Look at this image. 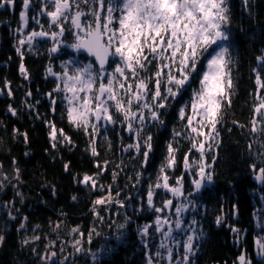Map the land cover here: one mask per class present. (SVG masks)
Here are the masks:
<instances>
[{"label": "trees", "instance_id": "16d2710c", "mask_svg": "<svg viewBox=\"0 0 264 264\" xmlns=\"http://www.w3.org/2000/svg\"><path fill=\"white\" fill-rule=\"evenodd\" d=\"M238 4L241 13L230 14L228 25L233 61L231 104L226 103L222 110L223 119L217 124L215 140L204 141V137H197V143L205 142L202 162L210 165L206 171L211 172L213 180L194 192L192 181L199 179L198 163L194 162H200L201 157L196 149L189 152L192 142L184 137L190 133V128L185 127L187 119H180L179 108L190 101L193 89L200 87L199 81L192 82L182 96L169 100V106L159 110L163 124L147 123L149 112L143 110L147 127L139 137L142 151L143 140L152 136V150L144 163L142 151L138 154L135 149L127 148L137 142V137L126 130V123L119 122L122 119L119 114H116L115 124L91 118V123H98L96 132L91 127L85 132L69 122L67 95L54 92L56 83L53 74L48 72L49 64L54 61L56 71L73 73L76 66H82L79 62L90 60L82 53L81 61L74 59V63H69L71 56L65 55L61 46L59 51L51 53L49 49L55 42L50 35L36 37L31 47L21 46L20 39L26 40L31 32H38L39 21L48 33L56 32V27L48 25L47 11L52 9L48 4L44 8L42 0H31L26 23L20 16L21 11L26 10L23 0H15L13 28L10 30L7 22L0 23V237H3L0 264H146L162 239L161 233L155 231L156 218L174 219L177 201L188 206L183 214V225L187 227L194 219L197 232L202 233L194 240L191 264L236 263L242 246L237 243L241 235L235 234L233 227L239 232L245 231L240 242L244 239L247 251L253 250L255 234L264 233V228H256L254 217L256 214L264 217V182L255 179L258 169L264 167L257 159L264 153V133L252 130L253 121L257 129L264 128V118L254 111V106L259 104L257 97L264 96V89L257 91L253 71L261 70L258 57L264 56V0H249L247 5L239 0ZM11 9L10 4L0 2V22L10 19ZM65 34L67 37L69 32ZM66 37L64 41L72 40ZM17 47L21 48L20 53ZM60 62L65 64L58 66ZM21 64L27 76L21 73ZM91 64L98 68L93 61ZM199 67L201 72L205 70L203 64ZM150 71L155 68L150 66ZM261 75L264 78V71ZM95 87L98 84L94 91ZM9 90L12 95H8ZM10 107L15 109V114ZM135 107L133 105V109ZM185 111L186 115L192 114L190 107ZM198 120L199 117H195L192 126H198ZM50 122L58 130L63 129L71 142H60L53 148ZM202 131L207 133L209 128ZM174 132L181 135L174 139ZM58 138L63 140L59 135ZM92 142L97 156L91 153ZM169 142L178 150L175 166L166 168L165 173L170 187L177 186V179L183 178L185 194L180 197L154 187L160 167L166 163ZM209 143L211 149L207 147ZM186 153L193 165L190 169L184 168ZM65 164L70 166L68 170ZM253 164L257 166L255 170L251 167ZM114 173L117 174L115 179ZM85 174L97 179L98 185L105 188L93 189L80 183ZM109 185L114 200L122 201L124 206L113 202L94 207L96 199L107 196ZM149 185H153L154 207L147 204ZM117 191L119 197L115 195ZM167 200H172L171 207H165ZM155 208L163 211L157 212ZM127 218L130 219L126 227L119 229ZM217 218L221 219L220 224ZM259 223L264 226V222ZM145 225H149V232L142 237L139 230ZM161 225L162 231L168 227L174 230V225L164 226L163 222ZM76 228L78 231H73ZM121 233L123 235L117 239ZM174 233L180 243L172 241L168 246L173 249V256H183L185 234L183 230ZM77 248L82 250L77 252ZM53 252L56 256L47 259ZM93 253L96 259L92 258ZM156 259L154 257V263ZM160 264H165V259H160Z\"/></svg>", "mask_w": 264, "mask_h": 264}, {"label": "snow or ice", "instance_id": "6c2138e0", "mask_svg": "<svg viewBox=\"0 0 264 264\" xmlns=\"http://www.w3.org/2000/svg\"><path fill=\"white\" fill-rule=\"evenodd\" d=\"M11 4L13 0H5ZM55 10L49 11L47 15L51 17L53 24L59 25V32L33 31L27 39H20L21 46L27 44L32 46L36 37L51 36L55 45L49 49L51 53L59 51L61 41L58 36H64L67 30L74 37L75 43L70 47L85 50L90 56L95 57L99 67L94 68L93 64H84L76 66L74 74L69 75L67 71L63 73V89L58 84L54 92L65 91L71 93L65 97L69 102L67 108L68 120L77 128H83L85 132L91 127L93 132L98 130V123H91V118L95 121H105L107 124L117 123V115L122 116L119 120L121 124L126 123V130L135 133L137 142L127 145L128 149H135L139 154L142 151V145L139 137L147 127V123L156 122L163 124L160 116V109L168 107V101L177 100L182 96L184 90L191 87V83L198 80L200 87L193 89L192 97L184 106L179 108L180 119H187L186 128H190V133L185 136L192 142V149L200 153L201 161L198 163L199 179L192 181L194 192H199L205 182H211L213 176L207 172L206 168L210 165L204 164L205 142L197 143V137H204V141L215 140L218 136L216 132L217 124L223 119L222 110L225 104H231V92L233 88L232 68L233 63L230 55V46L227 43L230 40V9L228 0H50ZM245 5L249 0H244ZM81 4L88 5V11L81 8ZM24 8L29 7V0H23ZM97 5L98 8H93ZM114 13H119L114 15ZM21 19L25 21V12L20 13ZM89 17H91L89 19ZM61 18L70 21L69 27L61 23ZM83 18V19H82ZM116 25L115 27L113 25ZM75 29L76 31H72ZM19 31V29H18ZM16 51L21 52L17 47ZM110 57L119 59L112 72L108 73L105 66L110 64ZM261 61V70L256 72L255 83L258 86L257 91L264 89V78L261 72L264 71V56L258 57ZM115 62V61H112ZM69 63H74L70 61ZM203 64L205 70L200 71V65ZM150 66L155 71H150ZM20 71L27 76V70L23 64L20 65ZM52 73V69H48ZM144 73V75H141ZM57 75L56 73H52ZM132 82H129V81ZM106 81V83L104 82ZM98 84V87L94 86ZM151 85V86H150ZM163 88V91L161 90ZM80 93H85L81 96ZM92 93V95H87ZM8 95H12L9 90ZM31 95V93H28ZM51 95V94H49ZM259 104L254 106V111L264 118V96H258ZM151 101L152 103H149ZM159 101V103H157ZM55 103V101H53ZM133 105H136L133 109ZM191 110V115H186V108ZM114 111H112V110ZM147 109L149 116L144 115L143 110ZM10 111L15 114V109L10 107ZM195 117H199L198 126H192ZM256 121H253V131L264 133V128L257 129ZM209 128L207 133L203 128ZM49 136L53 141L52 147L56 148L57 143L68 142L71 140L64 134L63 129H57L55 124L49 123ZM194 134V135H193ZM59 137H62L61 141ZM180 132H174V139L180 136ZM25 138L26 134H25ZM208 149L212 144L207 145ZM251 148V145H249ZM264 147V144H262ZM152 150V136L148 135L143 140L144 163H147L149 153ZM178 149L174 148L169 142L167 146L168 156L166 163L160 167V175L157 176L155 188H164L170 191L174 196H184L182 177L177 179V186H169V177L165 169L173 168L176 164L175 153ZM91 153L97 156L98 152L95 143L91 144ZM264 153L257 156L261 163L264 159L261 157ZM107 163V162H106ZM99 167V165H97ZM193 165L189 163L188 153L184 156V168L190 169ZM65 164V170L69 169ZM254 170L256 165L251 166ZM99 175V174H97ZM117 174H113V179ZM139 175V174H138ZM255 179L264 182V167H260L255 174ZM163 182L160 183L159 181ZM80 183L95 189L99 187L104 189V185H98L97 179L85 174ZM139 183V179L137 180ZM193 193H188L191 196ZM119 197L120 192H116ZM153 185H149L147 191V204L153 205ZM76 197H73L75 200ZM113 202H123L114 200L111 186H108L106 197H100L94 201L95 205H111ZM188 203H192L189 201ZM172 200L165 201V207H171ZM157 212L163 211L162 208H155ZM187 210V204H181L175 208V213L179 216ZM99 216V213H96ZM15 219V217H13ZM26 219V218H25ZM102 220L103 217H100ZM120 224L119 229H124L127 225ZM167 218L163 224H168ZM197 222L193 219L185 227L182 220L175 221V229L183 230L186 240L183 243L184 254L182 264H191L190 256L194 255V240H198L202 233H198L193 227ZM221 219L217 218V224ZM156 232L161 233V243L156 252L148 256V264H160V259H166L168 264H173V249L165 243V240L171 239L173 243L179 245L180 241L172 236L173 229L168 228L162 231L161 219L156 218ZM260 227L261 225H257ZM24 227L23 224L20 225ZM39 227V226H37ZM78 231V228L73 229ZM142 237H146L149 232V225L143 226L139 230ZM192 232L188 235L187 232ZM232 231L239 233V229L233 227ZM123 233L117 236L120 239ZM39 239V237H34ZM3 237H0V241ZM91 233L89 234V242ZM27 243V241H25ZM76 243H79L77 241ZM147 247V241H144ZM259 249L258 255L264 257V237L255 241ZM161 249L164 251L162 252ZM82 249L77 248V252ZM56 253H51L50 257H55ZM96 259V254H92ZM238 264H252L251 260L241 254L238 258Z\"/></svg>", "mask_w": 264, "mask_h": 264}, {"label": "rangeland", "instance_id": "374dc122", "mask_svg": "<svg viewBox=\"0 0 264 264\" xmlns=\"http://www.w3.org/2000/svg\"><path fill=\"white\" fill-rule=\"evenodd\" d=\"M30 2H31V0H29ZM42 3H44V8L45 7H47V4H49L48 2H47V0H42ZM52 4V3H51ZM49 6V5H48ZM26 12H27V10L25 11V15H26ZM56 27V29H57V26H55ZM57 32V31H56ZM69 35V34H68ZM50 39L51 40H53L52 39V37L50 36ZM57 39V38H56ZM55 41L53 40V43H54ZM73 43H75V40H74V37L72 38V40L70 41V42H63V46L62 45H60L61 47H62V49L64 50L63 52H65L64 54L65 55H68V56H71V59H70V61H74V59H77V60H79V61H81V51L80 50H77V49H74V48H72V47H70L69 45H71V44H73ZM227 43H229V41L227 42ZM59 49H61V48H59ZM89 63H91V61L90 62H88V63H84V62H79L78 63V65H84V64H89ZM56 62H54V61H51V63L49 64V68H51L52 69V73H56L57 75H53V77H54V79H55V83H56V86L59 84L60 85V87H61V89H63V81H64V79H65V77L63 76V73L65 72V71H67L68 72V74L69 75H73L74 74V72L72 73V72H70V71H68V70H64V71H56L55 70V68L57 67L56 65ZM63 64H65V63H63V62H60V65H58V66H62ZM56 66V67H55ZM48 68V69H49ZM108 73H110V72H112V71H107ZM51 73V74H52ZM59 93H61L62 95H67V96H70L71 95V93H68V92H65V91H60ZM80 95L83 97V96H85L86 94L85 93H80ZM87 95H91V93H89V94H87ZM182 203H179V201H177V205L179 206V205H181ZM187 209H188V206H187ZM184 213H186V211H183L179 216H175V218L173 219V218H171V219H169L168 217H167V219H168V221H169V223L168 224H164V226H167V225H174L173 227H174V230H173V232H172V236L174 237V231L175 230H177V229H175V221L177 220V219H180V220H182V218H183V214ZM171 217V216H170ZM255 222H256V228L257 229H262V228H264V226H262L259 222H264V217H260V215L259 214H256L255 216ZM192 221V220H191ZM190 221V222H191ZM161 222H163V221H161ZM261 225L260 227H258L257 225ZM193 227H195L196 228V225H194ZM169 228V227H168ZM168 228H167V230H168ZM166 230V231H167ZM178 231H181V230H178ZM190 232V231H189ZM241 233V234H240ZM193 233L192 232H190V234L189 235H192ZM235 234H239V235H241V237H243V236H245V231H243V232H239V233H235ZM255 235H257L256 237L259 239V238H262V237H264V233H260L259 235L258 234H255ZM240 237V238H241ZM238 238V242H240V238L239 237H237ZM185 239H186V235H185ZM170 242H172V240L171 239H168V240H165V243H167V244H169ZM192 256V255H191ZM190 256V257H191ZM259 258H260V260L261 261H258V262H256L255 260H251V262H252V264H264V258H262L261 259V257H260V255H257ZM182 258H183V256H180V255H176V256H173V264H182ZM146 264H148V262L146 263ZM155 264V263H154ZM165 264H168V261L165 259ZM236 264H238V259H237V262H236Z\"/></svg>", "mask_w": 264, "mask_h": 264}, {"label": "flooded vegetation", "instance_id": "af4514ba", "mask_svg": "<svg viewBox=\"0 0 264 264\" xmlns=\"http://www.w3.org/2000/svg\"><path fill=\"white\" fill-rule=\"evenodd\" d=\"M50 1V0H49ZM238 1L239 0H228V7H229V9H230V14H238V13H241L240 11V8H239V4H238ZM0 2L1 3H6L5 2V0H0ZM11 6H12V9L9 11V17H10V19H8L7 20V18L5 19V20H3L2 22H0V23H5V22H7V26L10 28V30L13 28V26H14V21H13V17H14V11H13V9H14V5H15V0H13V2L10 4ZM49 5V9H52V10H48L47 11V13L49 12V11H54L55 10V8H54V5L53 4H51V2L48 4ZM29 7L31 8V6H30V3H29ZM29 7H28V9H29ZM88 5H83V4H81V8L85 11V12H87L88 11ZM92 7L93 8H98V6L97 5H92ZM24 11V10H23ZM22 12V11H21ZM119 13H114V15H118ZM7 17V16H6ZM91 17H89V19H90ZM83 19V18H82ZM48 22H50V23H48V25L49 26H57V29H56V31L57 32H59V25L58 24H53V22H52V20H51V17H49L48 16ZM61 23H63L64 25H65V27H66V29L69 27V25H70V21H65V20H63V18H61ZM114 27L116 26L115 24L113 25ZM45 28H46V26L45 25H43L40 21H39V23H37V30H38V32L39 31H45L46 32V30H45ZM72 31H76L75 29H72ZM66 32H68L67 30L65 31V33ZM66 34H64V36H58L60 39H58V40H60L62 43H61V45L63 46V42H64V40H65V36ZM68 37H71V38H73V36L72 35H67V37H66V39L68 38ZM66 42V41H65ZM89 60L90 61H93V59L92 58H89ZM112 61H115V62H112ZM94 62V61H93ZM120 61H119V59L118 58H115V57H112L111 59H110V64L107 66V67H105L106 68V71H113V69L115 68V66H116V63H119ZM258 238L255 236L254 237V239H253V243H254V248H253V250H251V252L248 250L247 251V246L245 245V243H244V239L243 240H241V242H237L238 244H239V246H242V250H241V254H245L250 260H255L256 262H258V261H261L260 260V258L257 256L258 255V252H259V249H258V247L256 246V244H255V241L257 240ZM240 254V255H241ZM261 257V256H260ZM262 258H264V257H261V259ZM231 264H236V263H231Z\"/></svg>", "mask_w": 264, "mask_h": 264}, {"label": "water", "instance_id": "95a60500", "mask_svg": "<svg viewBox=\"0 0 264 264\" xmlns=\"http://www.w3.org/2000/svg\"><path fill=\"white\" fill-rule=\"evenodd\" d=\"M83 53H85L88 57H91V58H93L94 59V61H95V57H93V56H90L85 50H83V49H80ZM112 57H110V59H111ZM95 63H96V65L99 67V65H98V63L95 61ZM108 65H106L105 67H107Z\"/></svg>", "mask_w": 264, "mask_h": 264}]
</instances>
